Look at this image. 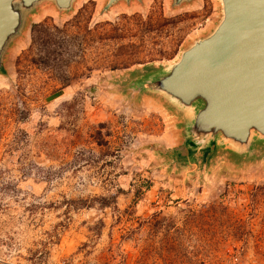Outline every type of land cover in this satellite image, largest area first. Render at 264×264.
<instances>
[{
	"label": "rangeland",
	"instance_id": "374dc122",
	"mask_svg": "<svg viewBox=\"0 0 264 264\" xmlns=\"http://www.w3.org/2000/svg\"><path fill=\"white\" fill-rule=\"evenodd\" d=\"M106 2H41L2 56L0 264H264V142L193 148L146 85L219 0Z\"/></svg>",
	"mask_w": 264,
	"mask_h": 264
},
{
	"label": "water",
	"instance_id": "95a60500",
	"mask_svg": "<svg viewBox=\"0 0 264 264\" xmlns=\"http://www.w3.org/2000/svg\"><path fill=\"white\" fill-rule=\"evenodd\" d=\"M45 1L69 11L75 0H0V63L25 14ZM119 1L130 0H107L104 10ZM221 12L209 35L146 85L189 116V146L249 151L264 142V0H221Z\"/></svg>",
	"mask_w": 264,
	"mask_h": 264
},
{
	"label": "trees",
	"instance_id": "16d2710c",
	"mask_svg": "<svg viewBox=\"0 0 264 264\" xmlns=\"http://www.w3.org/2000/svg\"><path fill=\"white\" fill-rule=\"evenodd\" d=\"M0 75H5L4 69H0ZM207 152H208L207 150L204 151L203 156H205L207 154ZM191 154H192V152L189 153V155H191ZM231 154H232L233 157L236 158L237 162L240 161V160H242V158H243L242 155H237L235 153H231ZM179 157H181V156L179 155ZM181 159H185V158L182 156ZM245 159H247V158H245ZM101 201H104V199H101Z\"/></svg>",
	"mask_w": 264,
	"mask_h": 264
},
{
	"label": "bare ground",
	"instance_id": "6f19581e",
	"mask_svg": "<svg viewBox=\"0 0 264 264\" xmlns=\"http://www.w3.org/2000/svg\"><path fill=\"white\" fill-rule=\"evenodd\" d=\"M219 3H220V5H221V0H219ZM179 59H180V56H179V58L177 59V61H178ZM177 61H176V62H177ZM176 62H174V63H176Z\"/></svg>",
	"mask_w": 264,
	"mask_h": 264
}]
</instances>
